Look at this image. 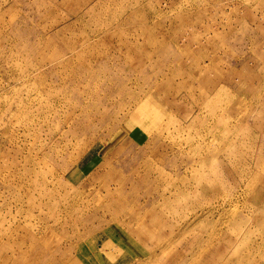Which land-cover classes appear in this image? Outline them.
Segmentation results:
<instances>
[{"label": "rangeland", "instance_id": "obj_1", "mask_svg": "<svg viewBox=\"0 0 264 264\" xmlns=\"http://www.w3.org/2000/svg\"><path fill=\"white\" fill-rule=\"evenodd\" d=\"M0 264H264V0H0Z\"/></svg>", "mask_w": 264, "mask_h": 264}, {"label": "crops", "instance_id": "obj_2", "mask_svg": "<svg viewBox=\"0 0 264 264\" xmlns=\"http://www.w3.org/2000/svg\"><path fill=\"white\" fill-rule=\"evenodd\" d=\"M73 51V50H72ZM131 136V135H130ZM132 138L134 141H136L137 143H140V144H144L147 140V137H145L141 132H138L137 134H133L132 135ZM129 143H131V141H129ZM92 161V160H91ZM90 161V163H88L86 166H84L85 168L88 167V165L90 164H93L92 162ZM96 164V163H95ZM93 164V166L95 165ZM84 169V168H83ZM90 169V168H89Z\"/></svg>", "mask_w": 264, "mask_h": 264}, {"label": "bare ground", "instance_id": "obj_3", "mask_svg": "<svg viewBox=\"0 0 264 264\" xmlns=\"http://www.w3.org/2000/svg\"><path fill=\"white\" fill-rule=\"evenodd\" d=\"M72 50H75V47H73V49Z\"/></svg>", "mask_w": 264, "mask_h": 264}]
</instances>
